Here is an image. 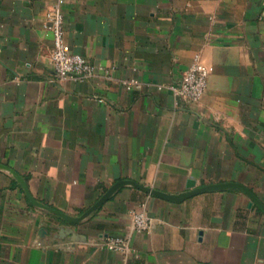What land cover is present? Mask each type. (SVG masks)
Here are the masks:
<instances>
[{
    "label": "crops",
    "instance_id": "0c3cea01",
    "mask_svg": "<svg viewBox=\"0 0 264 264\" xmlns=\"http://www.w3.org/2000/svg\"><path fill=\"white\" fill-rule=\"evenodd\" d=\"M53 3L0 0V264H264V212L239 190L171 202L124 184L76 223L41 208L76 220L116 184L179 196L189 180L264 206V0H64V42L100 68L82 83L53 75ZM195 55L191 104L170 88Z\"/></svg>",
    "mask_w": 264,
    "mask_h": 264
},
{
    "label": "built area",
    "instance_id": "2783aa9c",
    "mask_svg": "<svg viewBox=\"0 0 264 264\" xmlns=\"http://www.w3.org/2000/svg\"><path fill=\"white\" fill-rule=\"evenodd\" d=\"M63 3L64 0H54L53 5L45 15L44 28L53 37V49L51 52L53 75L60 81L70 79L82 83L91 78L96 70H100V68L88 63L80 55L72 53L70 47L64 42L61 12ZM207 78L208 71L206 67L200 62L199 56L195 55L180 81L172 86L170 90L179 101L194 104L202 98L206 90ZM123 85L125 90L130 91L138 86V82L130 80ZM150 225L151 220L144 210L133 211L130 214L131 232H146L149 230ZM103 247L108 251L119 253L123 261L135 257L127 237L107 238Z\"/></svg>",
    "mask_w": 264,
    "mask_h": 264
},
{
    "label": "water",
    "instance_id": "95a60500",
    "mask_svg": "<svg viewBox=\"0 0 264 264\" xmlns=\"http://www.w3.org/2000/svg\"><path fill=\"white\" fill-rule=\"evenodd\" d=\"M3 168V167H0ZM6 169V168H4ZM14 177H16L20 183L23 184V182L15 175L12 174ZM124 184H131L132 186L146 192L149 194H152L154 196H158L159 198H162L164 200L167 201H171V202H179L187 197L199 194V193H204V192H209V191H214V190H226V189H235V190H239L241 192H243L244 194H246L248 196V198L250 199V206L252 204H256L258 207L261 208V210L264 212V206L258 201V199L245 187L239 185V184H235V183H229V184H220V185H210V186H206V187H202V188H197V189H193L195 186V182L192 180L187 181L186 184V189L188 190V192L180 194L179 196H169V195H165L156 191H153L149 188H145L143 186H139L135 183L132 182H123V183H119L114 185L113 187H111L108 192L106 193V195L104 196V198H102L101 201H99L95 206H93L92 208H90L89 210H87V212H85L83 215H81L79 218H77L76 220H71L69 218H67L66 216H64L63 214H61L60 212H57L51 208H48L46 206H41L42 209L51 212L57 216H59L60 218L71 222V223H76L79 222L81 220H83L84 218H86L94 209H96L108 196H110L120 185H124ZM192 189V190H191ZM28 196V194H27ZM30 200L32 201V203H34V201L32 200V198H30Z\"/></svg>",
    "mask_w": 264,
    "mask_h": 264
}]
</instances>
